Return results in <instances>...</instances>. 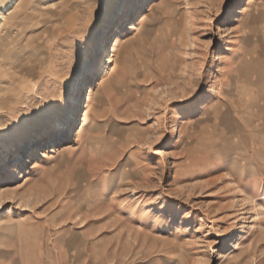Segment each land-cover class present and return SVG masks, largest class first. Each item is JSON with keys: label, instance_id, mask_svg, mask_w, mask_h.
<instances>
[{"label": "rangeland", "instance_id": "rangeland-1", "mask_svg": "<svg viewBox=\"0 0 264 264\" xmlns=\"http://www.w3.org/2000/svg\"><path fill=\"white\" fill-rule=\"evenodd\" d=\"M134 4L108 0L122 23L138 19L88 82L104 76L86 115V89L76 92L74 134L59 136L38 168L0 179V264H264V191L219 170L214 151L232 144L264 167V0H233L224 27L219 0ZM13 9L0 31L6 133L61 113L53 105L79 71L98 0ZM199 89V109L177 107ZM24 145L6 135L0 148L8 156Z\"/></svg>", "mask_w": 264, "mask_h": 264}, {"label": "snow or ice", "instance_id": "snow-or-ice-1", "mask_svg": "<svg viewBox=\"0 0 264 264\" xmlns=\"http://www.w3.org/2000/svg\"><path fill=\"white\" fill-rule=\"evenodd\" d=\"M121 7H129L134 4V0H118ZM220 12L216 23L221 27L228 25L230 12L232 11L233 0H219ZM108 0H98V9L96 12V22L94 32L88 34V38L80 45L78 54V73H73V79H69L64 85L65 94L62 101H57L53 107L60 109L59 115L43 118L39 128L35 130L21 129L13 125L7 133L0 131V144L3 143L6 135H14L25 141V145L13 154L5 156L0 148V179H3L6 170L15 166L19 171L25 169L38 168L40 163L46 162L42 153L47 152V148L53 146V142L61 135L74 134L75 126L71 124L72 107L76 92L81 88H87L90 79L97 75L105 63V53L112 48L115 43L116 47L120 46L123 39L122 33L129 24L135 25L137 18L129 19L127 22L121 21L120 18L111 16L108 11ZM207 101L203 95V89L191 90L177 105L178 108L193 111L205 104ZM44 109H41L43 112ZM31 140L28 143V140ZM163 147V145H161ZM217 155V166L219 170H228L232 173L234 179L238 180L241 186L246 187L249 191L254 186H258L264 191V167L260 170L255 169L247 161L242 160L236 155L232 144H223L214 149ZM175 210L173 205L171 209Z\"/></svg>", "mask_w": 264, "mask_h": 264}, {"label": "bare ground", "instance_id": "bare-ground-1", "mask_svg": "<svg viewBox=\"0 0 264 264\" xmlns=\"http://www.w3.org/2000/svg\"><path fill=\"white\" fill-rule=\"evenodd\" d=\"M18 1L19 0H11L10 3H9V5H6V6L4 5L3 7H0V31H1V29L3 27L6 26V24H8L9 22L10 23L13 22V18H14V14L13 13H14V10H15L13 8H15V6H16V4H17ZM0 3H2V2H0ZM133 7H136V5L134 4ZM135 26H136V24L135 25L129 24L127 26V29H132ZM126 33H127V31L124 30V32L122 33L123 37H125ZM116 49H117V47H116V45L114 43L113 46H112V48L107 51V55L106 56H108V54H109V57L105 60V63H110L112 61V57H114V54H115ZM1 64H3V63H1ZM98 80H99V82L97 84V81ZM98 80H96L93 84H88V86L86 88V91L83 94V101H82V104H81V112L84 110V115L87 114V112H88V110H89V108L91 106V103L93 102L95 96L97 95V93L99 91V87H100V85L102 84V82L104 80V76H102V78L99 77ZM75 100H76L75 101V103H76L75 107H76L78 105V103L80 102V97L75 98ZM66 136H68V135L62 136V139L67 138ZM58 150H59V148L57 146H51V147H48L47 148V152L48 153L57 152ZM44 155H47V154L44 153ZM14 167L15 166H12L9 169V171H13L14 170ZM0 190H2L1 187H0Z\"/></svg>", "mask_w": 264, "mask_h": 264}]
</instances>
